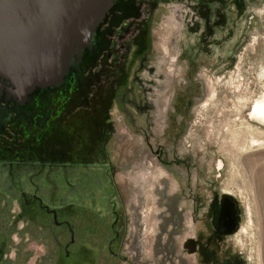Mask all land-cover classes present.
<instances>
[{"label":"rangeland","instance_id":"obj_1","mask_svg":"<svg viewBox=\"0 0 264 264\" xmlns=\"http://www.w3.org/2000/svg\"><path fill=\"white\" fill-rule=\"evenodd\" d=\"M196 1L204 3L197 6L199 10L193 4L188 9L190 0H169L164 14L151 18L146 9L152 10V3L159 0H144L139 6L141 22L146 19L142 30L137 24L126 28L127 23L138 22L133 16H122L108 27V44L99 42L93 58L108 51L104 55L118 66L104 73L100 86L77 90L75 80L65 77L69 94L72 89L81 97L83 92L93 94L91 109L79 95L68 107L64 86L52 95L41 91L37 101L33 95L29 105L15 107L17 119L0 132V264H86L82 257L71 263L61 256L55 237L59 245L67 241V228L55 226L44 209L35 206L29 213L23 206L20 188L30 197L33 184L21 173L35 179L50 206L56 203L59 210L63 203L70 204L69 209L64 206L63 217L74 222L73 250L86 247L90 231L99 236L94 233L98 221L107 228L100 243L113 235L109 225L116 217L109 213L116 206L120 241L112 248L124 257L135 264H201L194 252L192 202L194 196L206 202L214 192L231 197L237 205V226L219 247L233 262L264 264V120L251 117L253 105L264 97V0ZM104 25L99 23L96 32ZM133 50L146 51L148 60L139 73L143 82L133 85L132 93L145 91L144 97H136L153 105L152 123L137 132L118 105L125 93L118 81L119 65L128 72L122 82L127 86L137 66ZM85 71L82 75L87 78ZM36 106L47 109L36 116ZM124 107L132 112L129 105ZM90 110L101 121L99 133ZM57 122L64 133L56 138L65 139L68 128L73 131V142L79 146L75 157L84 160L59 159L53 166L42 163V169L19 163L23 157L51 156ZM100 137H104L101 143ZM57 141L52 144L65 145ZM88 164L90 177L84 178L89 179L84 191L82 187L68 190L77 177L83 180L77 172ZM7 177L15 180L4 193ZM95 177L102 180L101 188L95 186ZM96 213L101 219L96 220ZM95 242L99 238H93ZM114 264L131 263L117 258Z\"/></svg>","mask_w":264,"mask_h":264},{"label":"flooded vegetation","instance_id":"obj_2","mask_svg":"<svg viewBox=\"0 0 264 264\" xmlns=\"http://www.w3.org/2000/svg\"><path fill=\"white\" fill-rule=\"evenodd\" d=\"M144 0H138V3L136 0H114L113 4L110 6V8L108 9V11L106 12L105 16L103 17V20L100 22H104L105 25L102 26L100 28V30H98L96 32V37L98 34L99 37V41L97 42L96 37L94 40V43L90 46V49L87 47H84V49L86 48L87 50V55L83 56L84 53V49L83 52L81 54V59L80 61L73 63L72 64V68L70 69V72L66 73V75L63 77V80L55 85H48V86H44V87H39L37 86L34 90H32L28 95L29 97L26 98L24 101H18V99L16 97H13L12 95H9L7 93V88L9 87L10 83L7 79H1L0 78V132L5 129V127H7L6 125L10 122V120H16L17 119V112L15 111V107L16 106H25V105H29L34 96L36 95V101L37 98H41L42 95H40L41 91H44V93H49L52 95V93L57 92L58 90H62V86L66 87L65 92V96L67 97V102L66 104L68 105V107H70V102L73 99H77L79 95V92H76L74 89L71 90L70 94L67 92L69 89V79L66 81L65 77H72L75 80V83L77 84L76 88L77 90H79L80 87H82L83 89L87 86H90V84H93L94 86L97 84L98 86L101 85V80L100 78H102L103 76H106V72L107 70H110L109 68L113 67L115 63V60L111 59L109 56H105L104 54L106 53V55L109 54L108 51H103V53H101L100 55H102L100 58H96L94 60L93 56L94 54L97 52L100 44L99 42H103L104 45L108 44L107 43V34L106 31L108 30V27L111 24H115L116 22H118V20H120V18L122 16H125V18H128V16H133L134 20L133 21H138L135 24L131 22L127 23V27H130V25H136L138 27V30H142L145 27V23H146V19L144 21L141 22L140 19V10H139V6L140 3H143ZM169 0H159L158 4H155L154 2L152 3V10L151 9H146L147 12L146 14L149 16L154 17L156 14H158L159 12L162 13V15L164 14L165 10V5L167 6L168 4H166ZM196 3V4H195ZM188 4V9L192 10V8L199 10L197 6L202 7L204 5L203 2H198L196 0H190V4L187 2ZM191 4H193V7H191ZM216 4V2H215ZM214 4V5H215ZM201 5V6H200ZM160 6H162L163 8H161ZM201 12L206 11V9L204 10H200ZM213 11V16H214V8H212ZM142 12V10H141ZM197 12V11H196ZM217 14H220L221 11L217 10L216 11ZM143 14L145 15V9L143 8ZM199 16H201V13L199 12ZM110 15V16H109ZM140 23V24H139ZM105 40V41H104ZM152 41V40H151ZM146 44H151V42H145ZM144 43V44H145ZM137 44V43H136ZM103 45V44H101ZM139 50H142V46L138 47ZM105 50V49H103ZM135 56L137 55V66L134 69V73H131L132 76H130V81H132L131 84L127 85L125 84V82L122 84L123 81L126 80V75L128 76V72H125V70L123 68H121L120 66L123 65H119V71H121L119 73L118 71V76L119 79V84L122 85V89L121 92H125L124 96H121V100L119 99L120 103L118 105H120V108L123 109V116H125L127 119L130 120L131 125L133 126V128L135 129V131L137 132L138 128H142V125L148 128V125H150L152 123L151 119L149 118V113L153 112V105L151 104L150 101H141V98H137L138 97H144V93L145 91H142L143 94H138L136 93V95H134V93H132L134 86L133 85H137L140 86V84L143 82V78H141L139 76V73L141 71H143L145 69V63L148 60L146 51H143L141 53H135V51L133 50ZM132 59L130 61L131 65L133 63ZM106 66H105V65ZM116 66H118L116 64ZM86 67V69H85ZM83 70H86L85 72H89V74H87V78H84V76L82 75ZM113 70V69H112ZM149 71L150 72H154V68L152 66V64H149ZM111 72V71H110ZM109 72V73H110ZM105 73V74H104ZM108 75V73H107ZM142 75V73H141ZM150 79V78H149ZM148 80V79H146ZM73 83V81H72ZM148 85H152L151 80H148ZM84 84V85H83ZM35 92V94H33ZM87 93V92H86ZM84 93L82 94V102H85L86 104H88L89 109H91L92 104L91 101L93 97V94H89V93ZM63 94V92L61 93ZM60 94V95H61ZM38 95V96H37ZM59 95V96H60ZM123 95V94H122ZM64 96V95H63ZM46 97V96H45ZM136 97V98H135ZM130 106L132 108V112H130L127 108H125L124 106ZM36 108H38V110L36 109V116L40 115L43 110L47 109V107H40L36 106ZM91 111V110H90ZM56 115H59V113H56ZM55 115V116H56ZM51 118V116H50ZM90 118L91 120H93V124L99 129L98 133L102 131L103 127L101 126V121L97 120L96 118H94V114H93V110L90 112ZM71 128H74V126H71ZM100 128H102L100 130ZM69 129V128H68ZM67 129V136L65 139L62 140V138H56V135H60L64 133V131L62 130V128L60 127L59 123H56V127L55 130L53 129L52 131V135L51 136V148L52 153H50L49 155H51L48 159H27L25 157H23L22 160H20L19 163H24L25 164H29V165H33L37 166L40 165L39 167H42V163H45V165H50L53 166V164H55V160H59V159H64L66 160V163L71 162V163H75V162H79L82 160H79V158L75 157L77 150L79 149V146L77 144H75L76 141L73 142V131H69ZM78 129H80V127L78 126ZM79 134V131H78ZM78 136V135H76ZM104 138V137H103ZM103 138H97L98 142L101 143V139L103 140ZM145 139L147 140L148 138L145 137ZM57 140H61L60 142H62L63 146H58V144H52L53 142H58ZM96 141V140H95ZM86 147H89V143ZM78 148V149H77ZM90 149V147L88 148ZM85 154V151L82 150ZM89 154V153H88ZM105 154V153H104ZM102 156L101 153H98V156ZM160 156V155H159ZM58 157V158H57ZM5 159V158H4ZM4 159H2L4 161ZM1 161V160H0ZM9 163V160H6ZM84 162L88 163L87 160H85ZM85 164V163H84ZM86 167V164H85ZM83 168L82 170L78 169V174H80L82 176V179L80 181L81 178H78L74 181L73 185L70 184V187L68 190H72V192H74L75 188H80L81 191H84L85 186H86V182L89 180L84 179L85 176L86 177H90V166L88 164L87 168ZM42 169V168H41ZM108 169H104V171L106 172ZM10 171V170H9ZM24 171V170H23ZM22 171V172H23ZM26 172V170L24 171ZM93 176H96L95 173H91ZM43 175L46 177L47 173H43ZM42 175V177H43ZM91 175V176H92ZM21 176H25L26 177V181L29 184H33L30 185L32 190L31 191V195L30 197H27L25 195V189L20 188L22 185H19V188L21 189L20 192L23 195V206L26 208V210H28L29 213H31L30 211L34 208L35 206L39 209V210H43L45 211V213L47 214V217L50 218L49 214L51 215V220L53 221V224L55 226H64V229L67 228V230L69 231V239L67 241H65L64 243H61L60 245L58 244V238L55 237V241L57 243L58 249L60 248L59 252L61 253V256L66 260V262H71L73 263L75 260H77L79 257H82L84 259V261L86 262V264H106V263H110L112 262V264L116 263L117 258L118 259H125L126 262H130L131 264H135L132 260H130V258L128 256L124 257L123 254H121L117 248H112L113 246H115L116 244L119 243L120 239H119V234L120 232L116 229V225L118 224L117 221V216H119V213L115 212L116 210V206L111 210V212L109 213L110 217H116L115 221L110 223L109 226H111V231L113 232V235L106 241L104 240L102 243L101 240L104 236V234H106L105 232H107V228H106V224L105 223H101V222H97V225L102 229V231H100V228H97V231L94 233H98V235H94L91 233V231L89 233H87V237L85 238V243L87 242L86 247L84 246V248L82 250H78L76 251L75 249L73 250L72 244L75 242V238H74V222L72 220H70L68 217L64 218V206L66 207V209H69L71 206L69 203H63L64 206H62L59 210H58V206L56 203L55 205H49L47 204V202L44 201L43 196H41L39 194V190L41 191V189H39V185H37L38 183L35 182V179L30 177L28 174H23L21 173ZM29 176V177H28ZM42 177L39 178L42 181ZM95 181L94 184L95 186H97L98 188H101L100 182L102 180H100L98 177H95ZM15 180V179H13ZM11 180L7 177L4 179L5 182V188L3 190V192L5 193H9V188L10 186L12 187V184L14 181ZM22 184H23V180H21ZM81 183H83L81 185ZM188 183V182H187ZM79 185V186H78ZM73 186V187H71ZM114 191V190H113ZM197 191V189H196ZM199 197V196H198ZM198 197L194 196L193 198V202H192V209H193V215H194V229H193V233H192V237L194 239V252L197 254L198 257V261L201 264H222V263H228V264H239L237 261L233 262L231 255L229 253H227V250L221 247H219V245H223L222 243H224V241L226 240V237L230 234H232L234 232V229L237 226V205L234 202V200H232L231 197L229 196H225V195H221V196H216L214 195V192L211 193L208 201L203 202L200 198V200L198 199ZM110 201L111 198H109ZM108 201V206H110V208H112V202ZM232 202L233 204V208L235 210V216H236V220L234 221H226L223 219V216L221 214V208L222 206L225 204L228 205L227 202ZM111 203V204H110ZM106 203H104L103 205H105ZM107 205V204H106ZM49 213V214H48ZM104 214V218L106 219L105 222L107 221V210L105 211ZM96 220L101 219V214H97L95 216ZM88 221H94V218H90ZM93 227L95 226L94 224L92 225ZM90 230V229H89ZM99 238V243H93V238ZM103 246V248H100L98 246ZM215 247V249H214ZM236 256V255H235ZM80 259V258H79ZM136 264H141L139 262H136Z\"/></svg>","mask_w":264,"mask_h":264},{"label":"water","instance_id":"obj_3","mask_svg":"<svg viewBox=\"0 0 264 264\" xmlns=\"http://www.w3.org/2000/svg\"><path fill=\"white\" fill-rule=\"evenodd\" d=\"M114 0H0V78L24 101L37 86H55L90 49ZM221 208L236 220L232 202Z\"/></svg>","mask_w":264,"mask_h":264},{"label":"bare ground","instance_id":"obj_4","mask_svg":"<svg viewBox=\"0 0 264 264\" xmlns=\"http://www.w3.org/2000/svg\"><path fill=\"white\" fill-rule=\"evenodd\" d=\"M251 117L259 118L264 120V97L258 99L253 105Z\"/></svg>","mask_w":264,"mask_h":264}]
</instances>
